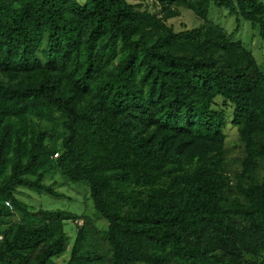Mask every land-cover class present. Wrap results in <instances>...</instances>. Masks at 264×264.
<instances>
[{
	"label": "trees",
	"instance_id": "obj_1",
	"mask_svg": "<svg viewBox=\"0 0 264 264\" xmlns=\"http://www.w3.org/2000/svg\"><path fill=\"white\" fill-rule=\"evenodd\" d=\"M182 11L200 25L177 30ZM242 22L264 40V1L0 0V264H264V65ZM57 173L106 229L21 199L66 198Z\"/></svg>",
	"mask_w": 264,
	"mask_h": 264
},
{
	"label": "rangeland",
	"instance_id": "obj_2",
	"mask_svg": "<svg viewBox=\"0 0 264 264\" xmlns=\"http://www.w3.org/2000/svg\"><path fill=\"white\" fill-rule=\"evenodd\" d=\"M88 0H80L85 4ZM264 1V0H262ZM210 20L230 33H234L237 28V19L230 16L226 10L214 8L211 11ZM177 30H182L184 25L189 28H194L200 25V22L188 11H182V16L171 21ZM235 41H241L249 50L253 52L260 64L264 65V40L261 39L259 31L254 29L248 22H242L240 30L235 33ZM227 146L230 152V159L235 160L242 157V148L239 141V136L235 128L227 127ZM237 165L235 166V168ZM55 180H50L48 183L56 181L58 183V191L63 193L66 198L54 199L47 195H40L31 191H21V199L35 209L43 208L50 211H64L78 216L89 217L96 221L101 229H106L108 223L102 219L94 210L92 200L90 199L89 191L78 184H69L66 179L59 173L54 175ZM17 221L18 219H13ZM65 232L69 237V249L73 246L76 235L77 226L74 222L67 221L65 223ZM70 258V250L57 260L59 264H66Z\"/></svg>",
	"mask_w": 264,
	"mask_h": 264
},
{
	"label": "built area",
	"instance_id": "obj_3",
	"mask_svg": "<svg viewBox=\"0 0 264 264\" xmlns=\"http://www.w3.org/2000/svg\"><path fill=\"white\" fill-rule=\"evenodd\" d=\"M57 157V156H56Z\"/></svg>",
	"mask_w": 264,
	"mask_h": 264
}]
</instances>
